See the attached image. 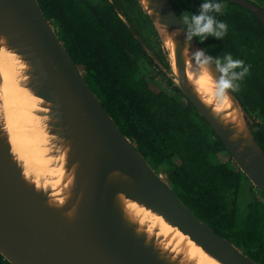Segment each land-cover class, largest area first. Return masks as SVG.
Listing matches in <instances>:
<instances>
[{"label": "water", "instance_id": "1", "mask_svg": "<svg viewBox=\"0 0 264 264\" xmlns=\"http://www.w3.org/2000/svg\"><path fill=\"white\" fill-rule=\"evenodd\" d=\"M135 1L161 43L164 66L109 0L146 55L264 197V152L255 138L260 128L234 92L229 103L217 105L199 89L188 54L202 48L195 38L186 40L170 0ZM221 2L251 12L264 30V12L253 3ZM162 24L169 32L179 30L171 48ZM1 51L10 57L9 79L26 101L27 124L17 119L16 125L28 129L15 152L0 74V255L8 264H194L176 242L148 232L130 206L155 215L182 242L219 264H257L197 218L120 132L37 0H0ZM212 75H218L214 66Z\"/></svg>", "mask_w": 264, "mask_h": 264}, {"label": "trees", "instance_id": "2", "mask_svg": "<svg viewBox=\"0 0 264 264\" xmlns=\"http://www.w3.org/2000/svg\"><path fill=\"white\" fill-rule=\"evenodd\" d=\"M123 1L131 24L150 26L135 0ZM37 2L46 19L57 23L60 41L75 66L89 74L91 90L120 132L152 167L170 169L167 178L174 193L197 218L254 262L264 264V197L260 195V200L254 195L249 214L242 217L236 202L244 175L233 162L211 161L212 156L226 153L224 145L170 81L172 96L160 91L152 79L137 76V61L151 60L107 0L99 4L89 0ZM200 2L171 3L179 18L185 11L196 13ZM255 4L264 12V0ZM226 6L223 14H217L228 25L225 37H209L203 43L195 39L207 55L231 53L249 67L234 94L250 117L257 114L264 121V30L251 12L236 4ZM255 138L264 152L261 128ZM230 190L232 209L228 212L224 199ZM0 264H8L1 255Z\"/></svg>", "mask_w": 264, "mask_h": 264}, {"label": "clouds", "instance_id": "3", "mask_svg": "<svg viewBox=\"0 0 264 264\" xmlns=\"http://www.w3.org/2000/svg\"><path fill=\"white\" fill-rule=\"evenodd\" d=\"M222 8L221 0H201L196 13L187 11L181 13L179 22L186 29V40L196 38L200 43L209 37L222 40L228 31L227 23L217 18V14L222 13ZM163 27L165 40L171 48L179 35V30L169 32L167 25ZM188 57L192 62L191 71L197 77L202 93L217 105L229 103V93L238 90V82L249 72V67L241 59H234L231 53H225L222 57H212L201 49L191 55L188 54ZM213 66L218 74L215 77L212 75Z\"/></svg>", "mask_w": 264, "mask_h": 264}, {"label": "bare ground", "instance_id": "4", "mask_svg": "<svg viewBox=\"0 0 264 264\" xmlns=\"http://www.w3.org/2000/svg\"><path fill=\"white\" fill-rule=\"evenodd\" d=\"M9 55L1 51L0 52V74L2 79L1 86V94H2V104L3 111L5 116V124L9 132V141L13 150L19 151L21 146V141H23L24 133H28V129L25 126H17V119H22L26 123V112L23 110L22 105L26 103L25 97L23 94L19 93V87H16L11 83L8 72L9 65ZM201 90V88L199 87ZM19 127V131L15 128ZM131 211L136 213L141 219V223L144 224L147 228V231L156 230V236L159 238H168L170 241L176 242V249L180 252L184 253L185 256L194 262V264H219L204 252L194 247L190 243H186L177 236L171 233L168 228L164 226L163 223L159 222L158 218L149 213L148 211H144L136 206H130Z\"/></svg>", "mask_w": 264, "mask_h": 264}, {"label": "rangeland", "instance_id": "5", "mask_svg": "<svg viewBox=\"0 0 264 264\" xmlns=\"http://www.w3.org/2000/svg\"><path fill=\"white\" fill-rule=\"evenodd\" d=\"M94 1H99V0H94ZM172 1L176 4L179 3V0H172ZM250 1L255 3V0H250ZM222 4H223V8H224L225 3H222ZM137 16H138V14L135 12V18H137ZM138 20L140 23L142 22L140 17H138ZM49 23H50L51 27L54 29L55 33L57 34V36L60 40L61 31L58 28L57 23L54 21H51V20L49 21ZM141 31L146 36V38H148V41L156 49V51L158 53L160 52L163 55L162 49H161V43H160L158 37H156L155 34L153 33L151 26L148 27V25L142 24L141 25ZM162 57H165V56L163 55ZM141 64H142V67L147 71L148 74H142L139 71H137V76L138 77L144 76V77H147L149 79H152V81L154 82V84L156 85V87L160 91H162L161 89H164L165 91H167L172 96L173 92L171 91V88L169 87V85L167 83V80L168 81H170V80L165 75L161 76V75L157 74V71L155 70V68L147 67L145 62H143ZM78 69H79V72L81 73L82 77L84 78L85 82L87 83V85L91 89V87L93 86V83L89 77V74L86 71H84L81 67H78ZM98 99H99V97H98ZM252 119L254 120L255 123H257L259 125L258 127L264 131V121L259 116H257V114H254L252 116ZM211 161L213 163H217L218 161H224L227 163L232 162L230 159V156L227 152L222 153V154L217 155V156H212ZM153 169L156 171V173L159 175V177L173 190V186L171 185L170 181L167 178V175H168L170 169L166 168V167L155 168L154 166H153ZM254 195H257L259 197V199L261 200L258 190L255 189L246 178L243 179L240 183V189H239L237 202H236L237 203V209L242 214V217H245L249 214V206L253 202V196ZM231 201H232V190L228 191V193L226 194V198L224 199V205H225L226 210L228 212L231 211V209H232ZM231 243H233V242H231ZM239 249L245 254L243 249H241V248H239Z\"/></svg>", "mask_w": 264, "mask_h": 264}, {"label": "flooded vegetation", "instance_id": "6", "mask_svg": "<svg viewBox=\"0 0 264 264\" xmlns=\"http://www.w3.org/2000/svg\"><path fill=\"white\" fill-rule=\"evenodd\" d=\"M89 1H91L92 3H94V4H99V3H101L103 0H99V1H94V0H89ZM113 2H114V4H115V6H116V8L121 12V14L122 15H124L125 16V13L127 12V5L125 4V2L123 1V0H112ZM247 1H249V2H251L250 0H247ZM107 2L110 4V2H109V0H107ZM170 2H173L172 0H170ZM174 3V2H173ZM251 3H253L254 5H256L254 2H251ZM172 4V3H171ZM110 6H111V4H110ZM257 6V5H256ZM112 7V6H111ZM258 7V6H257ZM113 8V7H112ZM243 9V8H242ZM114 10V9H113ZM227 10V6H226V4H225V7L222 9V13L221 14H223L225 11ZM245 10V9H244ZM114 12H115V10H114ZM115 14H116V12H115ZM116 16H117V14H116ZM118 17V16H117ZM126 17V16H125ZM127 18V17H126ZM118 19H119V17H118ZM120 20V19H119ZM128 20V19H127ZM258 20V19H257ZM122 23V22H121ZM129 23H130V21H129ZM123 24V23H122ZM261 24V23H260ZM130 25L133 27V29L134 30H136L135 28H138V30L141 32V36L142 37H140L141 38V40H143L144 42H145V44L147 45V47L153 52V54L157 57V59L161 62V64L164 66L165 65V59H164V57H162L163 55L159 52H157L156 51V49L151 45V43L148 41V38H146V36L142 33V31H141V28H139V27H137V25L136 24H131L130 23ZM261 27H262V25H261ZM263 29V28H262ZM136 32V31H135ZM137 33V32H136ZM141 47V46H140ZM146 54V53H145ZM148 57V56H147ZM149 58V57H148ZM150 59V58H149ZM151 60V59H150ZM143 62H145L146 63V65H147V67H153V68H155V70L157 71V74H159L160 72L162 73V71L154 64V62L151 60V62H148V61H146V60H140V61H137V71H139L140 73H142V74H148L147 73V71L142 67V64L141 63H143ZM166 68H167V66H166ZM163 74V73H162ZM164 75V74H163Z\"/></svg>", "mask_w": 264, "mask_h": 264}]
</instances>
